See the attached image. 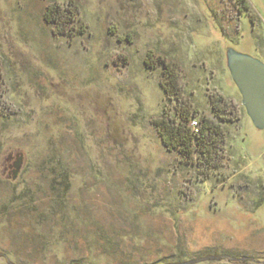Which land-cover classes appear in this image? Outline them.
I'll return each mask as SVG.
<instances>
[{"label":"rangeland","instance_id":"rangeland-1","mask_svg":"<svg viewBox=\"0 0 264 264\" xmlns=\"http://www.w3.org/2000/svg\"><path fill=\"white\" fill-rule=\"evenodd\" d=\"M229 51L264 65V0H0V264H264ZM181 108L220 132L207 170L161 142Z\"/></svg>","mask_w":264,"mask_h":264},{"label":"water","instance_id":"water-1","mask_svg":"<svg viewBox=\"0 0 264 264\" xmlns=\"http://www.w3.org/2000/svg\"><path fill=\"white\" fill-rule=\"evenodd\" d=\"M227 68L252 126L264 132V65L250 57L229 51ZM7 162V171L14 181L22 168L23 158L19 156L14 160L9 156Z\"/></svg>","mask_w":264,"mask_h":264},{"label":"trees","instance_id":"trees-1","mask_svg":"<svg viewBox=\"0 0 264 264\" xmlns=\"http://www.w3.org/2000/svg\"><path fill=\"white\" fill-rule=\"evenodd\" d=\"M242 6L245 7L243 4ZM181 109L178 123L173 120L160 121L158 123V133L161 142L169 152L175 151L180 155L186 156H192L193 151H191V148L193 147L194 152L198 153V165L209 169L213 161L211 156L215 154L216 147L222 142L220 132L209 120L201 118L199 120V128L194 134V130L192 131L187 127L193 114L190 115L187 108Z\"/></svg>","mask_w":264,"mask_h":264}]
</instances>
